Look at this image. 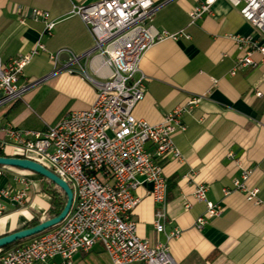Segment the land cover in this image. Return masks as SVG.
I'll list each match as a JSON object with an SVG mask.
<instances>
[{
    "label": "crops",
    "instance_id": "0c3cea01",
    "mask_svg": "<svg viewBox=\"0 0 264 264\" xmlns=\"http://www.w3.org/2000/svg\"><path fill=\"white\" fill-rule=\"evenodd\" d=\"M98 1L0 0L2 63L29 54L37 44L44 48L31 57L19 76V86L26 88L22 99L0 107V151L5 156L18 154L10 147L1 148L2 128L41 132L70 112L86 110L93 103L95 88L83 74L97 79L107 71L87 54L93 39L71 10L74 5ZM153 1L159 5L153 26L168 34L185 30L190 39L167 38L145 53L140 63L146 78L145 95L133 113L138 119L159 124L191 97L202 99L182 115L185 130L173 138L182 160L168 158L163 162L168 184L165 233L155 232L153 221L160 206L150 195L151 185L143 183L134 191L139 202L131 215L137 235L154 246L167 243L166 235L178 230L179 236L168 241L177 264H264V61L253 52L252 62L239 66L238 58L246 54L233 38L249 36L264 41L225 0H217L210 13L192 26H188V12L199 0ZM31 9L49 14L53 23L50 35L44 33L43 20L30 16ZM59 51L65 52L51 61ZM73 57L78 61L73 62ZM233 69L235 74L230 75ZM256 91L260 97L254 96ZM0 168V189L14 193L17 177L28 182L22 206L1 200L4 211L0 237L49 218L52 199L40 176L18 168ZM244 170L250 171L246 186L259 190L262 205L248 202L242 192L233 190V180L240 179ZM197 184L206 185L207 200L223 209L200 230L195 221L204 213L205 204L193 198ZM223 190L229 193L224 195ZM184 199L191 204L189 209L183 207ZM33 264H62V259L56 256ZM72 264L111 262L97 244L88 252L76 253Z\"/></svg>",
    "mask_w": 264,
    "mask_h": 264
},
{
    "label": "built area",
    "instance_id": "2783aa9c",
    "mask_svg": "<svg viewBox=\"0 0 264 264\" xmlns=\"http://www.w3.org/2000/svg\"><path fill=\"white\" fill-rule=\"evenodd\" d=\"M216 1L199 0L188 12V26L209 14ZM225 1L239 10L243 20L264 41V0ZM158 7L153 0H99L73 6L71 13L82 20L93 39L87 54H92L99 68L107 71L97 79L83 74L95 88L93 103L86 110L70 112L41 132L13 126L1 129V148L14 149L16 154L42 164L65 181L73 192L72 206L59 225L1 253L0 264H33L56 256L62 264H72L76 253L88 252L97 244L103 247L111 264H177L168 241L179 236L178 230L166 235L167 243L152 246L137 235L136 223L131 219L139 202L134 191L148 183L154 203L160 206L153 221L155 232L165 233L168 184L163 162L168 158L182 160L173 138L185 130L182 115L197 107L202 99L191 97L159 124L138 119L133 113L145 95L146 78L140 70L145 53L167 38L190 39L185 30L175 34L157 30L152 21ZM30 16L43 20L44 33L50 35L53 23L47 12L31 9ZM233 40L246 54L238 58L239 66L249 65L253 52L264 61V43L249 36H236ZM43 49L37 44L29 54L6 64L0 59V107L22 99L26 88L19 86V76L31 57ZM63 52L52 55L51 61L55 62ZM73 60L77 62L78 57ZM234 74L235 69L230 72ZM254 96L260 97L261 93L256 91ZM249 175L250 171L244 170L240 179L233 180V190L242 192L248 202L262 205L259 190L246 186ZM186 177L190 178V174ZM14 181V193L0 189V216L4 211L1 200L21 206L26 201L27 180L17 177ZM206 191L204 184L194 187V200L205 204L204 213L195 221L198 230L223 211L220 205L207 200ZM228 193L223 190L224 195ZM182 204L185 209L191 207L186 199Z\"/></svg>",
    "mask_w": 264,
    "mask_h": 264
},
{
    "label": "water",
    "instance_id": "95a60500",
    "mask_svg": "<svg viewBox=\"0 0 264 264\" xmlns=\"http://www.w3.org/2000/svg\"><path fill=\"white\" fill-rule=\"evenodd\" d=\"M67 58L69 61L70 57L68 55ZM0 166L18 168L41 176L56 185L66 197V202L58 215L51 218H47L46 220L32 227L21 229L0 237V248L8 246L16 241L38 235L50 228L59 225L64 220L73 202V192L65 181L57 177L54 173H52L48 168H46L42 164L27 158L0 156Z\"/></svg>",
    "mask_w": 264,
    "mask_h": 264
},
{
    "label": "trees",
    "instance_id": "16d2710c",
    "mask_svg": "<svg viewBox=\"0 0 264 264\" xmlns=\"http://www.w3.org/2000/svg\"><path fill=\"white\" fill-rule=\"evenodd\" d=\"M0 156H5L1 151H0ZM17 158H23V156H20V155H17L15 156ZM41 180H42V183L45 187V190L47 191V193L51 196V199H52V205H51V210H50V217H54L56 215L59 214V212L61 211V209L63 208L65 202H66V197L64 195V193L56 186L54 185L52 182L48 181L47 179L41 177ZM40 222L38 221H35L33 223H30V225L28 227H32L36 224H38ZM52 228L46 230V231H49L51 230ZM45 232V231H44ZM36 236V235H35ZM33 236V237H35ZM33 237H30V238H27V239H23V240H19V241H16L8 246H5L3 248H0V254L3 253L4 251L18 245L19 243L21 242H24V241H27Z\"/></svg>",
    "mask_w": 264,
    "mask_h": 264
}]
</instances>
